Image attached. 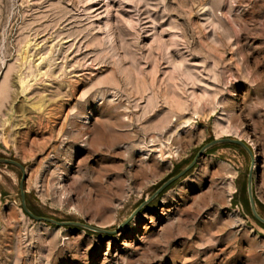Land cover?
<instances>
[{"label": "rangeland", "instance_id": "rangeland-1", "mask_svg": "<svg viewBox=\"0 0 264 264\" xmlns=\"http://www.w3.org/2000/svg\"><path fill=\"white\" fill-rule=\"evenodd\" d=\"M0 158L114 231L0 163V264H264V0H0Z\"/></svg>", "mask_w": 264, "mask_h": 264}, {"label": "water", "instance_id": "water-1", "mask_svg": "<svg viewBox=\"0 0 264 264\" xmlns=\"http://www.w3.org/2000/svg\"><path fill=\"white\" fill-rule=\"evenodd\" d=\"M219 143H233V144L239 145V146H241L249 154V156H250V158L252 160H254V158H255V155H254L252 149L248 146V144H246L241 139L231 138V137L214 138L212 141H210L209 143H207L203 147H201V149L198 151V153L194 157L193 161L187 167H185L180 172H178L174 176L170 177L166 182H164L156 190V192L152 195L151 199H153L154 197H156L157 195H159L160 193H162L165 189H167L175 181H177L178 179H180L181 177H183L185 174H187L197 164L198 160L206 153V151L208 149H210L211 147H213L214 145H217ZM0 163L6 164V165L15 166V167H17L21 171V173H22L21 180H20L21 203H22V207H23L24 211L32 219H34L36 221L44 222V223H50V224L58 225V226L85 227V228H88V229H90V230H92L94 232H97V233H113L114 232V231H109V230H105V229H102V228H98V227H95V226L87 225V224H84V223H81V222H76V221H59V220H56V219H53V218L36 215L35 213H33L30 210V208L27 205V201H26V187H25V183H26L27 171H26L25 166L22 163H20L19 161L14 160V159H10V158H0ZM253 165L251 166V168L249 170L248 178H247V193H248L249 205H250L251 212H252L253 216L255 217V219L258 222L264 224V218L260 215V213L258 211L257 204H256V201H255V198H254V193H253V185H254V181H253L254 180V169H253ZM145 204H146V202H143L132 213V215L129 218H127L119 226V228L125 226L134 217V215H136L140 211V209Z\"/></svg>", "mask_w": 264, "mask_h": 264}, {"label": "trees", "instance_id": "trees-1", "mask_svg": "<svg viewBox=\"0 0 264 264\" xmlns=\"http://www.w3.org/2000/svg\"><path fill=\"white\" fill-rule=\"evenodd\" d=\"M237 147H238V149H240L241 151H243L244 153H246L247 154V152L241 147V146H238V145H236ZM180 172V171H179ZM178 173V172H177ZM176 173V174H177ZM173 185V184H172ZM172 185L171 186H169L168 187V189L169 188H171L172 187ZM26 199H27V194H26ZM245 203L247 204V206L249 207V209H250V205H249V199L247 198L246 199V201H245ZM27 205H28V207L30 208V210L33 212V213H35L36 215H39V216H43V214L41 213V211L39 210V209H37V208H35V207H33L31 204H29V203H27ZM261 207H262V205H260ZM257 208H258V211H259V204H257ZM250 213H251V216L253 217V219H255V217L253 216V214H252V212H251V209H250ZM260 213V212H259ZM261 215V214H260ZM262 216V215H261ZM256 220V219H255ZM257 221V220H256ZM258 222V221H257ZM260 223V222H259ZM261 224V223H260ZM262 226H264V224H261Z\"/></svg>", "mask_w": 264, "mask_h": 264}, {"label": "bare ground", "instance_id": "bare-ground-1", "mask_svg": "<svg viewBox=\"0 0 264 264\" xmlns=\"http://www.w3.org/2000/svg\"><path fill=\"white\" fill-rule=\"evenodd\" d=\"M257 165H258L257 160H255V161H254V165H253V169H254V171H255V169L257 168Z\"/></svg>", "mask_w": 264, "mask_h": 264}]
</instances>
